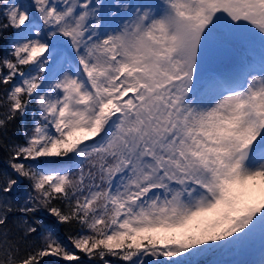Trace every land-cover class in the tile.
I'll return each instance as SVG.
<instances>
[{
    "label": "snow or ice",
    "instance_id": "6c2138e0",
    "mask_svg": "<svg viewBox=\"0 0 264 264\" xmlns=\"http://www.w3.org/2000/svg\"><path fill=\"white\" fill-rule=\"evenodd\" d=\"M0 46V264H264V0H0Z\"/></svg>",
    "mask_w": 264,
    "mask_h": 264
},
{
    "label": "trees",
    "instance_id": "16d2710c",
    "mask_svg": "<svg viewBox=\"0 0 264 264\" xmlns=\"http://www.w3.org/2000/svg\"><path fill=\"white\" fill-rule=\"evenodd\" d=\"M0 50H2V46H0ZM19 134L16 133V136H18ZM6 156V153L3 150H0V167H4V157ZM58 234L60 235V237L62 239H65L66 241V235L65 232L63 230V228H59L58 229ZM44 264H61L60 261L55 260L54 258H48L44 261ZM82 264H89V261L87 260V258H83Z\"/></svg>",
    "mask_w": 264,
    "mask_h": 264
}]
</instances>
